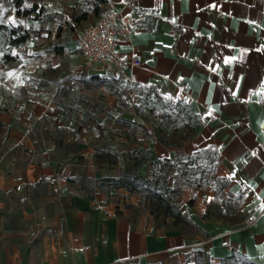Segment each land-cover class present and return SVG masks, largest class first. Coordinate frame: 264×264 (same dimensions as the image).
<instances>
[{
	"label": "crops",
	"instance_id": "0c3cea01",
	"mask_svg": "<svg viewBox=\"0 0 264 264\" xmlns=\"http://www.w3.org/2000/svg\"><path fill=\"white\" fill-rule=\"evenodd\" d=\"M105 1L141 18L131 42H119L141 65L77 64L60 98L57 83H33L10 99L0 127V264H264V0ZM90 18L60 46L73 49L101 19ZM39 36L29 35L32 55H51ZM100 80L119 98H96L106 95ZM153 98L187 105L189 139L166 144L134 131L135 107ZM139 145L140 176L179 189L171 203L182 222L156 224L135 211L136 191L106 184Z\"/></svg>",
	"mask_w": 264,
	"mask_h": 264
},
{
	"label": "rangeland",
	"instance_id": "374dc122",
	"mask_svg": "<svg viewBox=\"0 0 264 264\" xmlns=\"http://www.w3.org/2000/svg\"><path fill=\"white\" fill-rule=\"evenodd\" d=\"M106 3L105 0H0V23L11 27L20 26L29 35H40L39 44L47 46L51 53L35 58L30 48L31 37H28L26 45L14 51V55H18L16 62L9 66L0 63V127L5 122L1 119L2 115L10 116L13 111L10 99L20 98L25 94V87H31L33 83H57L59 86L55 98H60L62 84L69 80L66 73L69 74L77 64H82L76 46L71 50L65 49L60 46L61 42H74L76 32L86 25L89 15L95 21L104 15L107 10ZM27 11L30 13L27 14ZM53 61L55 68L51 67ZM98 84L103 85L101 92L106 95L98 93L96 98H119L120 88L115 84L105 80H100ZM135 111L138 121L134 123V131L140 129L153 140L178 145L192 136L193 116L183 103H170L153 98L137 105ZM140 148V145L135 147L138 151L133 154L137 156L131 158L130 166L119 170L117 183L109 180L106 184L116 189L123 186L128 191H136L137 194L133 195L137 198L135 211L151 216L154 223L171 226L177 221L182 222L175 218L178 208L171 203L177 200L179 189H165L164 184L159 187L140 176L141 165L143 167L141 161L145 160V154L140 153ZM229 264L247 263L239 258Z\"/></svg>",
	"mask_w": 264,
	"mask_h": 264
},
{
	"label": "built area",
	"instance_id": "2783aa9c",
	"mask_svg": "<svg viewBox=\"0 0 264 264\" xmlns=\"http://www.w3.org/2000/svg\"><path fill=\"white\" fill-rule=\"evenodd\" d=\"M106 6L107 12L104 16L81 31L76 41V52L82 59L77 71L100 66L121 68L127 64L141 65L136 57L125 58L119 48V42H131L135 27L140 23L141 18L125 11H114L110 1H107ZM71 85H74V82H71ZM262 129L264 130V122ZM20 189L21 187H17V190ZM261 215H264V210L261 211ZM253 221L254 217H249L246 223Z\"/></svg>",
	"mask_w": 264,
	"mask_h": 264
},
{
	"label": "trees",
	"instance_id": "16d2710c",
	"mask_svg": "<svg viewBox=\"0 0 264 264\" xmlns=\"http://www.w3.org/2000/svg\"><path fill=\"white\" fill-rule=\"evenodd\" d=\"M30 11H27L29 14ZM29 34L22 27H11L0 23V63L5 66L16 62L18 55H14V51L21 49L26 45ZM117 183V180H113ZM178 220L183 219V215L177 213L174 215Z\"/></svg>",
	"mask_w": 264,
	"mask_h": 264
},
{
	"label": "snow or ice",
	"instance_id": "6c2138e0",
	"mask_svg": "<svg viewBox=\"0 0 264 264\" xmlns=\"http://www.w3.org/2000/svg\"><path fill=\"white\" fill-rule=\"evenodd\" d=\"M9 75H12L11 73H9Z\"/></svg>",
	"mask_w": 264,
	"mask_h": 264
}]
</instances>
